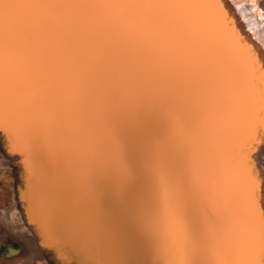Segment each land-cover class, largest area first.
I'll list each match as a JSON object with an SVG mask.
<instances>
[{"label": "bare ground", "instance_id": "1", "mask_svg": "<svg viewBox=\"0 0 264 264\" xmlns=\"http://www.w3.org/2000/svg\"><path fill=\"white\" fill-rule=\"evenodd\" d=\"M242 10L231 0L5 5L0 133L23 167L39 245L77 264H142L128 208L161 264L187 258L182 226L200 264L259 257L264 42Z\"/></svg>", "mask_w": 264, "mask_h": 264}, {"label": "rangeland", "instance_id": "2", "mask_svg": "<svg viewBox=\"0 0 264 264\" xmlns=\"http://www.w3.org/2000/svg\"><path fill=\"white\" fill-rule=\"evenodd\" d=\"M231 1H237L240 9H243L240 20L251 23L255 27L256 34L261 36L264 42V0H253L254 3L249 0L248 2L252 1L250 4H253L250 6L247 0ZM255 5L262 7L261 12L258 6L253 7ZM254 9L259 13L258 11L254 13L252 11ZM254 153L257 155L260 173L264 177V139ZM25 184L23 167L15 160L13 153L11 154L6 135L0 133V264H77L76 261L61 258L49 248L38 244L40 241L25 219V211L20 199ZM126 211L137 248L142 256V264H161L159 260L146 254L145 233L128 208Z\"/></svg>", "mask_w": 264, "mask_h": 264}, {"label": "snow or ice", "instance_id": "3", "mask_svg": "<svg viewBox=\"0 0 264 264\" xmlns=\"http://www.w3.org/2000/svg\"><path fill=\"white\" fill-rule=\"evenodd\" d=\"M20 2H22V0H0V38H2L3 35L5 5H12ZM261 199L264 200V195H262ZM261 216L264 217V210L261 211ZM182 231L183 238L179 248L181 253L187 258L181 261L180 264H200L198 260L193 258L196 256V250L187 235L186 227L182 226ZM245 264H264V226H262V241L259 257L246 261Z\"/></svg>", "mask_w": 264, "mask_h": 264}]
</instances>
